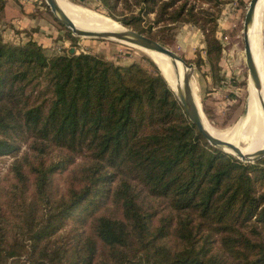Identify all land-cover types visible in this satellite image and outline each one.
I'll return each mask as SVG.
<instances>
[{
	"label": "trees",
	"instance_id": "16d2710c",
	"mask_svg": "<svg viewBox=\"0 0 264 264\" xmlns=\"http://www.w3.org/2000/svg\"><path fill=\"white\" fill-rule=\"evenodd\" d=\"M97 1L163 46L176 24L197 27L193 64L219 81L221 0ZM25 37L0 34V157L13 159L0 180V264H264V158L210 146L154 63Z\"/></svg>",
	"mask_w": 264,
	"mask_h": 264
},
{
	"label": "rangeland",
	"instance_id": "374dc122",
	"mask_svg": "<svg viewBox=\"0 0 264 264\" xmlns=\"http://www.w3.org/2000/svg\"><path fill=\"white\" fill-rule=\"evenodd\" d=\"M58 1L65 5L66 9L70 13H74L73 15H76V17H82L86 14L96 15L122 26L119 22L112 20L106 15V12L101 8L97 0ZM221 1V14L217 21V29L221 33V42L224 50L222 55L223 61H220L219 71L217 70L219 81L212 79V74L207 63L202 64L199 71L196 70L193 64L196 59L195 54H198V52L201 51V56L204 57L202 50H199L198 47L199 44L204 45L203 34L197 27L187 24H176L170 31L171 34H174V40L166 44L165 47L193 65L192 81L195 91L194 96L199 110L201 109L200 116L204 118L208 126L221 137L225 138L231 136L236 131L242 120L243 124L247 123V130H244L243 133L250 134L255 131L257 133V141H259L264 138L263 131L261 134L258 133L263 129L260 110L258 109V113L254 117L242 118V113L246 106V98L249 95L248 81L250 80L244 59L242 28L250 0ZM10 6L11 8H14V6L21 7V10L19 9V13L22 11L20 16H24L23 8H25V16L38 25L42 24L44 28L51 24L57 29L58 35L56 41H60V45L53 48L54 52L58 53L59 51L62 52L71 48L75 54L91 53L119 66L136 63L148 71L152 70L150 62L156 61L151 56L153 53H147L138 48L113 41L90 38H77L74 42L64 41L67 29L64 30L65 28L54 19L49 8L46 7L47 5L44 0H6L5 9ZM263 14L264 9L261 13L263 18L260 16L258 19L260 21L256 26V33L261 40V51L264 61ZM150 18L153 19V15ZM4 24H0L2 26L0 27V34L7 43L17 45L26 42V40L19 41V37L15 38L12 28ZM172 87L170 85L171 90H174ZM250 98L251 95H249L248 105ZM247 143L248 139L244 134L240 145L243 146ZM23 150L24 147L21 148V151ZM12 161L13 159L10 156L0 157V180L6 175Z\"/></svg>",
	"mask_w": 264,
	"mask_h": 264
},
{
	"label": "water",
	"instance_id": "95a60500",
	"mask_svg": "<svg viewBox=\"0 0 264 264\" xmlns=\"http://www.w3.org/2000/svg\"><path fill=\"white\" fill-rule=\"evenodd\" d=\"M258 1L259 0L249 1L248 8L244 16L242 36H243L244 59H245V65L248 71L249 78L253 84V87L256 90L261 91L262 83L260 80V76L258 74L256 64L253 59L252 50L250 46V40H249V29L254 20V13H255V9L258 4ZM44 2L49 8V11L54 17V19L62 27L69 30L73 37L113 41V42L131 46V47H135L140 50H145V51L154 52V53L163 55L166 58H168L171 62L172 74L170 72L169 76L171 80H174L175 82L179 79V72H178L177 64L180 63L183 68L182 84L179 88H176V91L172 90V92L175 94L177 100L182 106V109L184 113L186 114L189 122L193 126H195V128L202 135V137L206 140V142L210 146L216 149H219L220 151L226 154L231 155L236 160L242 163L253 164L264 158V149L257 150L256 152H253L252 154H243L240 151V149L236 147L235 145L212 136L205 129L204 125L202 124V120L200 116L201 109L199 110L198 104L196 103V98L194 96L195 91H194V85L192 81L193 66L191 64H188L185 60L179 57L175 52L161 45L160 43L154 40H151L145 37L144 35H141L125 27H123L122 30H117V31H103V30L97 31V30L79 28L65 14V12L61 9V7L58 5L56 0H44ZM71 52L73 53L74 50L72 49ZM153 63L156 65V67L160 71L157 64L155 62ZM248 99H249V95L246 98V106L243 110L242 118L246 117L247 112H248ZM260 101H261L262 109L264 110V102H263L262 97L260 98Z\"/></svg>",
	"mask_w": 264,
	"mask_h": 264
},
{
	"label": "bare ground",
	"instance_id": "6f19581e",
	"mask_svg": "<svg viewBox=\"0 0 264 264\" xmlns=\"http://www.w3.org/2000/svg\"><path fill=\"white\" fill-rule=\"evenodd\" d=\"M58 5L61 7V9L65 12V14L74 22V24L83 29H89V30H97V31H117V30H122L123 27L115 24L112 21L106 20L102 17L96 16V15H84L82 17H76V15H73L70 13L67 9L66 6L60 3L58 0H56ZM264 9V0H259L258 4L255 9L254 13V20L253 23L249 29V40H250V46L252 50V55L254 62L256 64L258 74L260 76V80L262 83V89L261 91L256 90L253 87V84L251 80L248 81V94L251 95V98L249 100V105H248V112L246 115V119L249 118L250 116H255L258 113V109L260 110V115H261V123L263 126V129L259 131L258 133L261 134L263 131L264 134V110L262 109L261 106V101L260 98L262 97L263 102H264V61H263V55L261 51V40L257 36L256 33V26L259 23L258 19L260 16L262 17L261 13ZM78 15V14H77ZM264 15V14H263ZM263 18V17H262ZM261 18V19H262ZM262 22V21H261ZM262 24V23H260ZM261 29V28H260ZM262 38V37H261ZM145 51V50H143ZM147 53H153L151 54L152 57L156 61L153 60L157 64V66L160 69V72L162 76L166 79L168 82V85H172L174 91H176V88H179L182 84V77H183V68L180 63L177 64L178 72H179V79L175 82L174 80H171L169 74L171 72L172 74V67H171V62L168 58H166L163 55L154 53V52H149L145 51ZM197 103V102H196ZM202 124L204 125L205 129L214 137L229 142L236 147L240 149V151L243 154H252L253 152H256L257 150L264 149V138L257 141V133L254 131L252 133H243L244 130H247V123L243 124L242 120L240 121L236 131L229 137H221L216 131H214L211 127L208 126V124L205 122L204 118L201 116ZM245 119V120H246ZM244 134L246 135L248 139V143L241 146V141L243 140ZM250 137V138H249Z\"/></svg>",
	"mask_w": 264,
	"mask_h": 264
},
{
	"label": "crops",
	"instance_id": "0c3cea01",
	"mask_svg": "<svg viewBox=\"0 0 264 264\" xmlns=\"http://www.w3.org/2000/svg\"><path fill=\"white\" fill-rule=\"evenodd\" d=\"M14 8H11L10 6L7 9H5L4 18L2 20V23L0 24L5 23L4 25L9 26V28L11 27L12 30L14 31L13 36L15 38L19 37L18 38L19 41L26 40L24 32H28L35 42H37L38 44L42 45L45 48H49L50 50H53L55 46L60 45V42L56 41L58 32H57V29L54 28V26H52L48 22L49 25L46 26V28H44L42 24L38 25L35 22L31 21L30 18H27L25 16L26 15L25 8H23L24 16H20L22 12L21 11L19 13V11L21 10V7L14 6ZM17 9H18V12H17ZM220 34L221 33L219 32V35ZM198 47L199 49H203L204 45L199 44ZM221 61H223V58L221 59Z\"/></svg>",
	"mask_w": 264,
	"mask_h": 264
},
{
	"label": "built area",
	"instance_id": "2783aa9c",
	"mask_svg": "<svg viewBox=\"0 0 264 264\" xmlns=\"http://www.w3.org/2000/svg\"><path fill=\"white\" fill-rule=\"evenodd\" d=\"M220 40H221V37H220Z\"/></svg>",
	"mask_w": 264,
	"mask_h": 264
}]
</instances>
